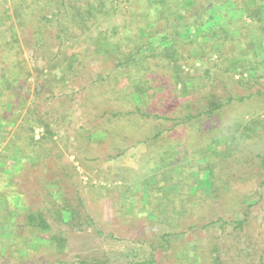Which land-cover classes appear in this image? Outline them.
<instances>
[{"label":"rangeland","instance_id":"obj_1","mask_svg":"<svg viewBox=\"0 0 264 264\" xmlns=\"http://www.w3.org/2000/svg\"><path fill=\"white\" fill-rule=\"evenodd\" d=\"M181 2L163 3L157 26ZM4 4L14 41L0 29V50L13 60L0 67L20 86L0 95L13 121L0 119V264H264V64L242 70L246 35L211 51L181 41L180 61L148 58L123 75L116 65L140 45L146 0ZM254 51L248 60L264 58ZM149 193L164 198L158 214ZM25 206L50 225L40 237L19 224Z\"/></svg>","mask_w":264,"mask_h":264},{"label":"trees","instance_id":"obj_2","mask_svg":"<svg viewBox=\"0 0 264 264\" xmlns=\"http://www.w3.org/2000/svg\"><path fill=\"white\" fill-rule=\"evenodd\" d=\"M167 0H146V5L149 8V12L147 13L148 21L145 27H141V36L143 35L145 39L141 36H138L139 46L138 48H130L128 51L129 57L125 58L122 63L117 64L116 66H125L123 68V75L125 74V68L131 65L134 66H140V63L142 64L147 60L148 58L158 57L160 59H163L167 62L176 63L182 59L181 53H176L177 50L174 49V45L178 42H183L185 45H189L190 49L192 47H197L198 49H203L204 44L206 41H211L212 43L209 44V50L213 49L214 45L220 44L222 47L225 42L230 41V44H235L236 47L239 44V40L241 38L239 36L246 35L247 40H244V47L242 49L241 53L243 55V58L240 60V66L242 67V70L249 71L252 68L254 69L257 64H264V58L262 57L260 60H257L254 57H251V60H248L246 58L247 52L250 50H255L258 48H261V52L264 53V0H176V1H182L188 2V6H184L178 4L176 9H180V7H184L183 13L177 11L174 9L173 11L168 8V13L170 11L174 12V18L172 19L171 23H169L170 26H168L166 23L163 22L162 26H157V22L159 18L162 15L166 16V11L163 10L162 4L165 3ZM5 0H0V13L6 14V18L4 19V23H0V29L4 28V32L8 34L9 40H13V36L11 33H14V26L12 23V20L10 19V11L4 7ZM157 4L158 6H155ZM157 7H160L157 9ZM164 13V14H163ZM165 17L163 18V20ZM157 26L156 29L152 31V29ZM3 31V30H2ZM151 31V32H150ZM245 31V34H244ZM248 31H260L262 33L261 36H253L252 33H249ZM116 32V31H114ZM235 36V37H234ZM238 37V39H237ZM1 40H3L4 43L6 41L4 40L5 37H0ZM246 42V43H245ZM8 43V42H7ZM6 43V44H7ZM238 43V44H237ZM3 45L9 52L11 50V46L7 47ZM1 47V46H0ZM189 49L188 53L191 51ZM230 49V48H229ZM141 50V51H140ZM230 53H235V49L229 50ZM254 51V53H255ZM6 52V53H9ZM175 52V53H174ZM204 52L202 53V55ZM217 54L220 56L223 53L221 51H217ZM190 55V54H189ZM255 55H258L257 53ZM10 53L8 55H4L2 51L0 50V61L1 62H12V58L10 57ZM259 56V55H258ZM196 60H201L202 56L201 53L198 56H194ZM239 61V60H238ZM122 64V65H121ZM133 68V66H131ZM8 71V68L0 67V95L5 91L7 88H11L10 82H12L15 86H20L15 84L18 82L17 79L12 78L10 79L11 75H7L6 72ZM118 70H116L117 73ZM135 75H139L140 77L138 80H143V75L139 74L138 72H134ZM134 74L130 72V74L126 75V79L135 78ZM6 75L8 77H6ZM27 76V75H26ZM134 81L133 79H130ZM132 83V86L134 88L133 91H135L133 95V99L137 98L136 94L142 93L145 91V86H143L142 83L138 82H130ZM6 85V87H1L2 85ZM20 84V83H19ZM118 86V84H116ZM10 92V97H11ZM136 93V94H135ZM19 96V103L23 99V94L20 92L18 93ZM15 99V98H13ZM16 100V99H15ZM145 100V98H144ZM134 101L139 102L141 104L142 97H139V99H136ZM19 103L12 105V102L10 106L12 105V108H16V106H19ZM138 104V103H137ZM220 102L217 104H213V108L210 109H216L219 106ZM136 109L138 108V105L135 106ZM147 116H150V114H147ZM7 118H10V114H6V116H1L0 119L1 122L4 123H12L13 121L5 120ZM154 117H160L155 115ZM2 125V124H1ZM157 134V132H156ZM3 136L0 132V138ZM32 137V133H31ZM264 164V158L263 162ZM173 176V174H171ZM171 179V177L169 178ZM205 180V178L203 179ZM178 181V180H176ZM151 188V187H150ZM152 190V189H151ZM192 191L196 192L195 189H192ZM156 192V191H155ZM16 193V192H15ZM10 195L16 196L17 206L18 208H22L20 203V194L17 193L14 195L13 193H10ZM166 195V194H165ZM9 196L6 194V192L0 190V197H7ZM162 196H158L155 193H149V208L153 209L154 212L159 213V205H163L161 203V200L164 199ZM167 198V196H165ZM248 199H250V196L247 194L246 196H242L240 198V204H237L238 207L241 206L243 208V211L241 212L242 215L246 213L247 208L250 202H247ZM165 208V206H163ZM10 209V208H9ZM12 210L14 208H11ZM10 211L13 213L14 211ZM25 212L23 221H19V224L21 227L27 226L29 228V232L36 233L35 235L40 237V233L47 232L50 228L49 223L47 222L46 218L43 216V213L40 210H32L29 207L25 206ZM63 210V213H67V215L70 217L73 215V212L66 210V207L61 208ZM17 213V211H15ZM158 217V216H157ZM17 221V220H16ZM237 223H241L243 220L238 219L236 220ZM213 223V221L209 222ZM170 230H165L162 232V238H165L166 235H171ZM1 237V235H0ZM51 242H55V244L58 243L57 240H55V236L52 234ZM264 249V248H263ZM263 257V254L260 255L259 258Z\"/></svg>","mask_w":264,"mask_h":264}]
</instances>
